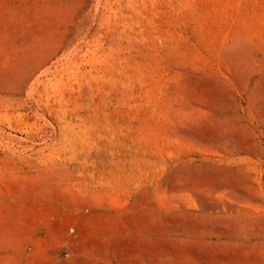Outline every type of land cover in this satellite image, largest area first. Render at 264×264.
Wrapping results in <instances>:
<instances>
[{"label":"rangeland","instance_id":"1","mask_svg":"<svg viewBox=\"0 0 264 264\" xmlns=\"http://www.w3.org/2000/svg\"><path fill=\"white\" fill-rule=\"evenodd\" d=\"M0 264H264V0H0Z\"/></svg>","mask_w":264,"mask_h":264}]
</instances>
